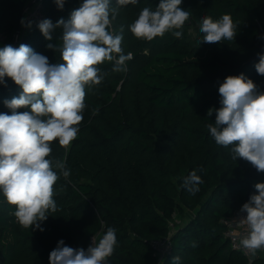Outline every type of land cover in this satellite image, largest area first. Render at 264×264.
<instances>
[{
    "label": "trees",
    "instance_id": "1",
    "mask_svg": "<svg viewBox=\"0 0 264 264\" xmlns=\"http://www.w3.org/2000/svg\"><path fill=\"white\" fill-rule=\"evenodd\" d=\"M35 3L41 4L43 19L56 23L68 19L82 0H65L63 10L54 0H0L5 41L29 45L50 63H60L61 29L49 41L37 26L21 24L15 40L24 12ZM158 3L128 4L112 20L113 32L123 26L122 48L132 59L122 72L112 71L113 62L99 65L106 75L99 86L86 90L77 138L67 147L52 142L50 158L64 161L70 175H61L54 185L58 211L41 222L44 231L23 228L13 215L15 206L0 192V264H49L58 241L87 249L89 239L97 236L98 242L108 227L116 230L117 244L107 264H173L174 257L179 264H247L224 238L221 220L249 200L264 173L233 160L231 146L215 142L207 127L215 124V112L211 117L207 112L220 107L218 87L229 75L243 73L264 92V76L255 70L264 47V0H183L190 17L181 38L172 32L151 41L135 38L129 25L144 7L154 10ZM225 14L239 23L235 39L200 43L202 18L215 21ZM49 43L57 49H49ZM5 79L0 113L11 114L3 102L21 89ZM194 170L203 181L195 195L183 187V178ZM178 199L184 208L177 206ZM175 207L181 214L194 210V215L170 236V251L159 263L151 243L167 237V219ZM251 264H264V257Z\"/></svg>",
    "mask_w": 264,
    "mask_h": 264
},
{
    "label": "clouds",
    "instance_id": "2",
    "mask_svg": "<svg viewBox=\"0 0 264 264\" xmlns=\"http://www.w3.org/2000/svg\"><path fill=\"white\" fill-rule=\"evenodd\" d=\"M54 2L63 10L65 0ZM138 2L115 0L113 6L112 0H82L68 19L60 18L56 23L40 20L36 26L46 40L53 39L56 29L62 30L60 63H50L26 44L0 47V85L7 87V77L21 89L18 96L3 102L11 114L0 113V192L15 206L13 215L23 228L42 232L41 222L50 212L58 211L54 185L61 175L67 179L70 170L64 161L50 158L52 142L67 147L77 138L87 107L86 90L99 86L106 75L99 65L113 62V72L126 70L132 53L124 54L123 26L117 34L111 30V22L121 7ZM182 2L159 0L154 10L144 7L129 25L130 32L146 41L168 32L181 38L180 29L190 17V10L183 9ZM21 24L30 28L32 22L22 18ZM238 24L228 14L215 21L206 16L200 23L204 34L200 43L233 41ZM47 47L57 49L51 43ZM258 56L255 70L264 76V54ZM218 93L220 107L207 112L210 117L215 112V124L207 126L210 135L218 145L231 146L233 160L242 159L264 173V92L241 73L227 76L219 84ZM202 183L195 170L183 178V187L193 195ZM254 188L256 192L240 208L239 218L233 220L247 225V235L240 245L253 255L264 249V182L256 183ZM116 244L112 227L98 242L92 240L87 249L73 248L60 240L49 254V264H107ZM179 260L174 257L173 264H179Z\"/></svg>",
    "mask_w": 264,
    "mask_h": 264
},
{
    "label": "built area",
    "instance_id": "3",
    "mask_svg": "<svg viewBox=\"0 0 264 264\" xmlns=\"http://www.w3.org/2000/svg\"><path fill=\"white\" fill-rule=\"evenodd\" d=\"M34 2V0H33ZM28 7H25L24 10H27ZM24 18L26 21H31L32 25H37V23L40 20H43V15H42V7L40 3H35V6L32 9H29L24 12ZM17 39L15 35V40ZM5 43V37L2 33H0V43L4 44ZM240 210V209H239ZM239 210L233 212L230 216H227L221 220V223L224 226V232L223 236L224 238L228 241L229 246L232 250L238 251L241 253L247 260V264H251V262L255 259L253 254L247 250H245L241 245H240V240L247 235L248 228L247 225L245 224H237L233 220L239 218ZM241 215H246V214H241ZM171 232L167 235V237H162L160 239H156L152 241L151 247L154 250L155 256L159 259V263L168 255L170 251V236ZM97 236L91 237L89 239V243H92V240L96 241ZM260 253H264V249H259ZM257 252V251H256Z\"/></svg>",
    "mask_w": 264,
    "mask_h": 264
},
{
    "label": "rangeland",
    "instance_id": "4",
    "mask_svg": "<svg viewBox=\"0 0 264 264\" xmlns=\"http://www.w3.org/2000/svg\"><path fill=\"white\" fill-rule=\"evenodd\" d=\"M187 32H188V34H193L192 30L188 29V28H187ZM261 35H262V33H261ZM14 43H15V41H14ZM8 44H9V42L5 41L4 44L0 43V47H3L4 45H8ZM182 203H184V202L182 200L178 199L177 206L184 208ZM193 215H194V210L190 211V210L186 209L184 214H181L178 212V207H175L174 211L172 212V215L167 219V226H168L169 232H171V234L176 232V229H178V227L181 226L182 223H185L187 221V217L193 216ZM253 256L255 259H257L260 257H264V253L262 254V253H260V251L257 250L255 255H253Z\"/></svg>",
    "mask_w": 264,
    "mask_h": 264
},
{
    "label": "water",
    "instance_id": "5",
    "mask_svg": "<svg viewBox=\"0 0 264 264\" xmlns=\"http://www.w3.org/2000/svg\"><path fill=\"white\" fill-rule=\"evenodd\" d=\"M20 28H21V23L19 24L17 30H16V37L19 38V35H20ZM260 54H264V47L262 48L261 50V53Z\"/></svg>",
    "mask_w": 264,
    "mask_h": 264
}]
</instances>
